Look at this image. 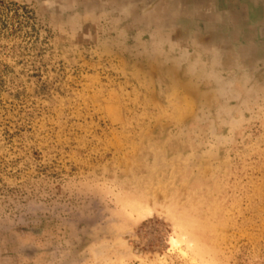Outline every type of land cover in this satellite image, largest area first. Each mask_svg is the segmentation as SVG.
I'll return each mask as SVG.
<instances>
[{"label": "rangeland", "instance_id": "obj_1", "mask_svg": "<svg viewBox=\"0 0 264 264\" xmlns=\"http://www.w3.org/2000/svg\"><path fill=\"white\" fill-rule=\"evenodd\" d=\"M155 34L95 0H0V264H264V70L191 109Z\"/></svg>", "mask_w": 264, "mask_h": 264}, {"label": "crops", "instance_id": "obj_2", "mask_svg": "<svg viewBox=\"0 0 264 264\" xmlns=\"http://www.w3.org/2000/svg\"><path fill=\"white\" fill-rule=\"evenodd\" d=\"M157 30L167 38L154 57L157 82L191 109L213 111L240 99L246 77L264 70V0H177L136 14V33Z\"/></svg>", "mask_w": 264, "mask_h": 264}, {"label": "water", "instance_id": "obj_3", "mask_svg": "<svg viewBox=\"0 0 264 264\" xmlns=\"http://www.w3.org/2000/svg\"><path fill=\"white\" fill-rule=\"evenodd\" d=\"M100 5H109L122 11L132 10L136 14H144L152 10L158 3L173 5L177 0H95Z\"/></svg>", "mask_w": 264, "mask_h": 264}]
</instances>
